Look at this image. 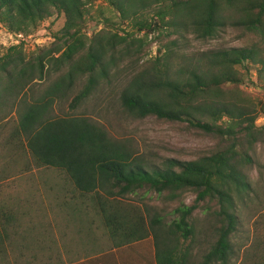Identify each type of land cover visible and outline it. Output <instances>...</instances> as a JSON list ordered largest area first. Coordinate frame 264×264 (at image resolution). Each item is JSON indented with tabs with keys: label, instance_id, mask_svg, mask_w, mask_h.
I'll return each mask as SVG.
<instances>
[{
	"label": "trees",
	"instance_id": "obj_1",
	"mask_svg": "<svg viewBox=\"0 0 264 264\" xmlns=\"http://www.w3.org/2000/svg\"><path fill=\"white\" fill-rule=\"evenodd\" d=\"M138 1L157 9L154 20L135 26L137 32L145 34L144 39L156 32L161 39L175 38L163 45L154 63L145 64L161 67L158 71L165 78L146 84L163 90L166 97L154 98L134 81L121 92L122 108L139 119L187 124L212 146L193 160L168 159L155 166L124 149L89 118L51 115L54 101L66 96L76 77L86 78V84L71 99V109L90 96L99 79H107L109 50L115 52L116 45H121L120 51L131 55V47L140 41L130 33L120 36L108 29L86 37L88 8L106 3L123 20L128 12L124 0H0V25L11 33L27 37L54 14L63 19L49 47H39L31 55L19 46L11 47L0 57V98H18L14 117L5 118L0 126V138L5 132L1 129L10 128L0 144L29 154L35 168L55 170L62 177V208L79 214L88 206L94 210L110 243L106 251L93 255L114 250L129 258L131 251L146 243L155 249L156 264H190V244L196 233L192 221L201 209L216 222L215 242L201 264H226L233 253L230 238L238 229L235 200L243 201L252 191L249 172L259 169L257 147L264 144V125H255L257 111L225 99L238 97L244 77L252 78V67L263 65L264 0ZM228 12L237 15L228 22L249 40L247 46L205 55L206 64L192 69L188 79L170 80L166 60L176 54L172 48L181 32L202 42L216 39L227 25ZM51 72L53 81L28 102L31 86L47 81ZM256 80L264 82V67L256 71ZM151 193L177 203L169 223L156 215L147 221L138 207L122 203L130 196L143 199ZM186 194L194 197L189 206L181 201ZM66 195H71L70 201ZM13 219L0 205V258L4 261L9 237L2 225Z\"/></svg>",
	"mask_w": 264,
	"mask_h": 264
},
{
	"label": "rangeland",
	"instance_id": "obj_2",
	"mask_svg": "<svg viewBox=\"0 0 264 264\" xmlns=\"http://www.w3.org/2000/svg\"><path fill=\"white\" fill-rule=\"evenodd\" d=\"M124 3L128 12L123 20L106 3L99 2L88 8L89 22L84 31L87 32V38L103 29L116 32L120 36L125 33L132 34L140 41L131 47V55L121 52V45H116L115 52L109 50L107 79H99L90 96L75 109H71V99L86 84V78L76 77L73 87L67 91L66 96L54 101L50 113L55 118L70 116L89 118L100 125L107 135L124 149L155 166L168 159L193 160L212 146L209 139L200 136L187 124L176 125L151 117L139 119L124 110L120 104L121 92L134 81L142 84L143 90L154 98L166 97L163 90L146 84L149 82L156 84L165 78L158 71L161 67L156 64H145L149 61L154 63L158 52L164 51L163 45L175 38L173 35L161 39L156 32L144 39L145 34L138 33L135 26L154 20L157 7H143L138 0H124ZM226 18L227 25L213 40L202 42L196 40L189 32H181L176 47L172 48L176 54L170 61L166 60L170 80L188 79L192 69L206 64L205 55L218 50L247 46L249 40L228 22L236 20L237 15L228 12ZM62 25V17L54 14L50 20L42 23L35 33L29 35L31 38L27 42L16 46L21 47L27 55L35 53L39 47H49L54 41L52 34L60 30ZM162 31L165 33L166 29ZM8 33L11 32L0 25V57L12 47L13 40L9 39ZM38 41L41 42L39 45L36 44ZM260 58L263 65L252 67V78L244 77L245 86L240 88L241 94L238 97L227 96L225 99L237 102L240 107L257 111L258 118L255 122L257 127L264 125V113H261L262 110L264 112L262 87L264 82L256 83L258 82L256 71L264 67V49ZM53 79L51 72L47 76V81L32 85L31 91L27 94L28 102L32 101L33 96L42 95L43 90ZM17 102L18 98L7 96L0 98V126L5 124V118L16 113ZM204 120L210 122V118ZM4 129H1L5 132L1 134L0 142L7 138L10 131L9 127ZM256 161L259 169L249 172L252 191L243 201L235 200L238 229L230 238L233 253L226 264H264V144L257 147ZM30 162L32 161L29 154L22 151L14 152L13 148L9 150L6 145L0 144V205L5 212H10L14 216L11 223L2 225L7 229L5 233L9 237V242L6 243L7 261L0 258V264H63L62 262L68 259L85 260L101 255L93 254L106 251L105 247H108L110 242L94 210L88 206V209L79 214L69 208H62L60 206L64 193L62 177L55 170L38 169ZM66 200L70 201L71 195H66ZM193 200L194 197L190 194L181 198L186 206L191 205ZM122 203L138 207L147 221L156 215L166 223L173 219V210L177 206L176 202H171L163 195L158 197L154 193L146 194L143 199L139 196H130ZM192 222L196 233L194 242L187 243L190 244V264H201L203 257L215 242L216 222L207 217L201 209L194 213ZM139 255H141L139 248L131 251L129 258H125L132 262L127 264H139Z\"/></svg>",
	"mask_w": 264,
	"mask_h": 264
},
{
	"label": "crops",
	"instance_id": "obj_3",
	"mask_svg": "<svg viewBox=\"0 0 264 264\" xmlns=\"http://www.w3.org/2000/svg\"><path fill=\"white\" fill-rule=\"evenodd\" d=\"M143 255H139V264H156L155 263V249L153 245H146L144 243L142 246L139 247ZM60 261V260H59ZM128 261L125 257L121 256L116 251H111L109 253L101 254L95 257H91L88 259H81V260H71L64 261V264H127Z\"/></svg>",
	"mask_w": 264,
	"mask_h": 264
},
{
	"label": "built area",
	"instance_id": "obj_4",
	"mask_svg": "<svg viewBox=\"0 0 264 264\" xmlns=\"http://www.w3.org/2000/svg\"><path fill=\"white\" fill-rule=\"evenodd\" d=\"M9 39L13 40L12 47H16V45H20L23 42H27L28 39L31 38V36H27L24 38V35L21 34H15V33H8ZM41 42H36L37 45H39Z\"/></svg>",
	"mask_w": 264,
	"mask_h": 264
}]
</instances>
